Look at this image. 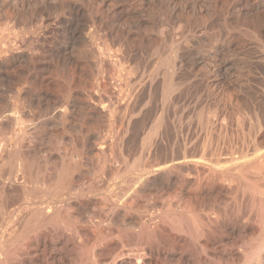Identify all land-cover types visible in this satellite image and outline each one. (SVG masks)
<instances>
[{
  "label": "bare ground",
  "instance_id": "1",
  "mask_svg": "<svg viewBox=\"0 0 264 264\" xmlns=\"http://www.w3.org/2000/svg\"><path fill=\"white\" fill-rule=\"evenodd\" d=\"M224 237L264 264V0H0V264Z\"/></svg>",
  "mask_w": 264,
  "mask_h": 264
},
{
  "label": "rangeland",
  "instance_id": "2",
  "mask_svg": "<svg viewBox=\"0 0 264 264\" xmlns=\"http://www.w3.org/2000/svg\"><path fill=\"white\" fill-rule=\"evenodd\" d=\"M227 214H229V211H228ZM222 240H224L223 241L224 245L223 246H222V244L220 245L222 247H220L219 251L220 252L222 251V253H219V257H220V259H218L219 261L217 259H212V257L211 258L208 257L207 259H205L203 261L202 260L200 261L199 259H197V255L196 254L201 253L202 250H201V248L199 246L195 245L196 247L193 248V249H195V251H194L192 249L193 246L190 245V244H192V241L189 240V238H187L186 241H185V247H184L185 252H184V254H180L179 253L180 251H175V252H172V253H168L165 256L164 260L160 264H218L221 260L223 261V264H244V263H246V261L242 262V260L239 261V259L235 260L236 256L234 255L233 251L237 248L236 246H237L238 242H237V244L232 243L230 239L227 240L225 237ZM234 244H235V246H234ZM194 252L195 253L197 252V253L194 254Z\"/></svg>",
  "mask_w": 264,
  "mask_h": 264
}]
</instances>
